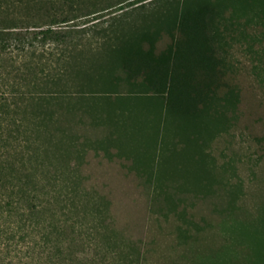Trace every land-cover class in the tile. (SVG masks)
<instances>
[{"label": "trees", "instance_id": "16d2710c", "mask_svg": "<svg viewBox=\"0 0 264 264\" xmlns=\"http://www.w3.org/2000/svg\"><path fill=\"white\" fill-rule=\"evenodd\" d=\"M133 1L0 0V264L165 263L152 254L153 240L118 227L108 198L85 187L77 172L86 146L109 150L119 137L114 110L103 120L93 111L102 103L85 94L122 86L140 93L136 105L166 130L141 154L151 170L157 159L184 163L173 137L203 162L209 140L236 124L240 98L229 79V47L240 37L264 40L257 29L264 28V0H150L148 9L147 0ZM128 2L144 10L135 17ZM114 7L122 14L98 16ZM72 89L84 95L71 101ZM86 114L112 127L106 140L83 139ZM157 171L155 199L175 198L181 184L160 176L177 175ZM184 177L188 190L206 186L204 174ZM180 199H168L177 217ZM227 203L220 211L239 222ZM176 228L179 238L186 235ZM202 257L172 264H209Z\"/></svg>", "mask_w": 264, "mask_h": 264}, {"label": "rangeland", "instance_id": "374dc122", "mask_svg": "<svg viewBox=\"0 0 264 264\" xmlns=\"http://www.w3.org/2000/svg\"><path fill=\"white\" fill-rule=\"evenodd\" d=\"M136 1L139 0L133 2ZM151 2L145 3L147 9L152 7ZM131 3L123 6H128L127 12L137 17L144 9L136 7L140 3ZM117 10L114 7L98 16L106 20L122 14ZM249 32L260 36L252 29ZM240 38L229 47L232 64L229 79L236 84L240 98L238 119L230 130L209 140L203 150V162L197 160L198 154L194 155L192 147L184 148V142L173 137L171 144L176 146V155L184 163L178 164V157L171 164L158 163L157 159L156 167L152 168L154 174L148 166L150 160L141 154L146 141L158 139L166 130L163 120L153 121L146 107L136 105L139 104L136 90L122 86L111 92L84 95L72 89L67 94L71 101L84 95L102 103L93 111L103 120L108 111L114 110L119 133L117 146L109 150L86 146L77 172L84 176L85 187L95 188L108 198L119 228L133 237L153 240L152 254L164 256L162 264L187 263L196 252L209 264H264V40ZM85 118L80 131L83 139L106 140L111 135L112 127L108 123L93 124L89 114ZM162 149L167 156H172L175 150L166 146ZM162 149L158 146L156 152ZM157 168L161 175H171V171L177 175L160 176V182L181 184L177 194L181 198L178 209L183 212L180 217L168 210V199L175 200L177 195L168 198L165 193L159 200L154 197ZM195 174H204L206 186L194 192L188 190L184 176ZM214 188L218 189L215 195L210 191ZM228 201L236 207L233 215L240 218L239 222L220 211L222 207L228 208ZM159 206L164 207L165 214ZM247 218L251 221L243 220ZM177 225L186 234L182 238L178 237Z\"/></svg>", "mask_w": 264, "mask_h": 264}]
</instances>
